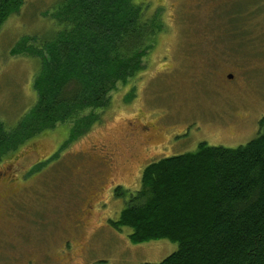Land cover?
Instances as JSON below:
<instances>
[{
  "label": "rangeland",
  "instance_id": "374dc122",
  "mask_svg": "<svg viewBox=\"0 0 264 264\" xmlns=\"http://www.w3.org/2000/svg\"><path fill=\"white\" fill-rule=\"evenodd\" d=\"M62 1L23 0L0 29L4 133L36 103L40 65L30 52H11L23 40L20 46L36 51L53 37L60 28L49 15ZM143 1L147 15L159 11L160 30L142 69L109 93L96 120L72 139L67 125L56 126L2 151L0 264L159 263L176 243L133 244L129 228L114 226L145 167L199 143L236 148L257 136L264 116V0ZM132 120L160 133L151 157L137 156L136 164L126 159L134 151L126 133ZM188 123L186 145L170 144L162 154L161 141Z\"/></svg>",
  "mask_w": 264,
  "mask_h": 264
},
{
  "label": "trees",
  "instance_id": "16d2710c",
  "mask_svg": "<svg viewBox=\"0 0 264 264\" xmlns=\"http://www.w3.org/2000/svg\"><path fill=\"white\" fill-rule=\"evenodd\" d=\"M144 2L63 0L49 15L60 28L53 37L36 51L20 41L11 54L39 58L37 99L15 129L4 133L0 124V158L26 136L67 125L72 139L96 120L109 93L142 69L160 30L159 11L147 15ZM22 3L0 0V29ZM114 226L129 228L133 244L178 245L161 262L143 264H264V116L244 145L199 143L147 165Z\"/></svg>",
  "mask_w": 264,
  "mask_h": 264
},
{
  "label": "flooded vegetation",
  "instance_id": "af4514ba",
  "mask_svg": "<svg viewBox=\"0 0 264 264\" xmlns=\"http://www.w3.org/2000/svg\"><path fill=\"white\" fill-rule=\"evenodd\" d=\"M129 128L127 129L126 133L130 137L131 142L134 144V151L129 152L126 154V159H129L130 161L137 163V160L135 158L137 156H143V159L150 158L152 151L156 149V142L155 138L158 136V132L152 131L151 127L146 124H138L135 120H132V122H127ZM189 123L185 126V129L180 133H175L169 138L167 137V140H162L159 147L160 152L163 154L166 149H168L169 145H180L178 143H181L183 145H186V142L183 143L185 140L188 139L187 137L189 134V129H187ZM153 128V127H152ZM156 135V136H155ZM155 137V138H154ZM164 138L163 136H161ZM165 139V138H164ZM198 146V145H197ZM109 157L107 156L104 160V163L109 161ZM110 185H113V181L108 180ZM101 189V188H100ZM100 193H96L93 197V199L100 198ZM89 203V202H88ZM87 206V205H86ZM88 210H90L91 207L87 206ZM88 210L85 211V217L89 215ZM29 264H32L33 261H28Z\"/></svg>",
  "mask_w": 264,
  "mask_h": 264
},
{
  "label": "water",
  "instance_id": "95a60500",
  "mask_svg": "<svg viewBox=\"0 0 264 264\" xmlns=\"http://www.w3.org/2000/svg\"><path fill=\"white\" fill-rule=\"evenodd\" d=\"M232 76H229V78H231Z\"/></svg>",
  "mask_w": 264,
  "mask_h": 264
}]
</instances>
